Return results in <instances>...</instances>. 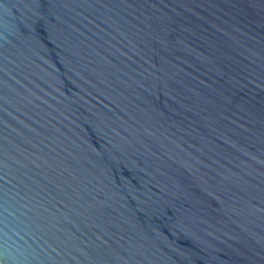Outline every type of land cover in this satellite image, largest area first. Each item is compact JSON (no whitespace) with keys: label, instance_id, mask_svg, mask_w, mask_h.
Wrapping results in <instances>:
<instances>
[{"label":"water","instance_id":"95a60500","mask_svg":"<svg viewBox=\"0 0 264 264\" xmlns=\"http://www.w3.org/2000/svg\"><path fill=\"white\" fill-rule=\"evenodd\" d=\"M0 264H264V0H0Z\"/></svg>","mask_w":264,"mask_h":264}]
</instances>
